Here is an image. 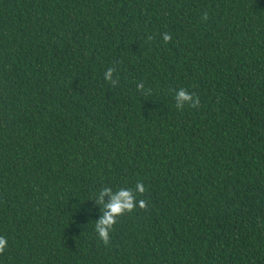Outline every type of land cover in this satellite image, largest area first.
<instances>
[{
	"label": "trees",
	"instance_id": "1",
	"mask_svg": "<svg viewBox=\"0 0 264 264\" xmlns=\"http://www.w3.org/2000/svg\"><path fill=\"white\" fill-rule=\"evenodd\" d=\"M138 182L105 246L93 198ZM0 236V264H264V0H0Z\"/></svg>",
	"mask_w": 264,
	"mask_h": 264
},
{
	"label": "clouds",
	"instance_id": "2",
	"mask_svg": "<svg viewBox=\"0 0 264 264\" xmlns=\"http://www.w3.org/2000/svg\"><path fill=\"white\" fill-rule=\"evenodd\" d=\"M207 13H204L202 20H207ZM163 40L165 43L171 41V35L169 33L163 34ZM152 36H148V40H152ZM115 68H108L104 73V79L109 82L113 87L118 83L119 77L113 79ZM144 84L137 85V90H143ZM145 95L151 94V89H148ZM175 103L178 109H183L185 105L192 108H197L200 105V99L198 96L190 94L186 89L180 88L175 92ZM146 188L142 182H138L133 188H119L113 191L111 187L105 186L99 190L97 195L93 198L95 203L100 207V217L96 220L95 231L98 233L99 238L102 240L105 246L110 244V233L114 229L119 217L126 213L133 212L137 207L147 210L148 204L145 199H137V195H143ZM107 197V200H106ZM7 239L0 236V254H3L7 247Z\"/></svg>",
	"mask_w": 264,
	"mask_h": 264
}]
</instances>
